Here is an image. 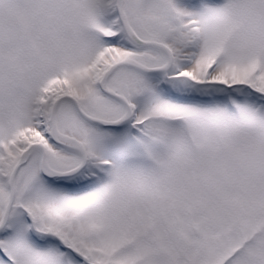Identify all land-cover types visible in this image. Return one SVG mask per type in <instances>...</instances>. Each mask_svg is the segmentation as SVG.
Masks as SVG:
<instances>
[{"label":"snow or ice","instance_id":"obj_1","mask_svg":"<svg viewBox=\"0 0 264 264\" xmlns=\"http://www.w3.org/2000/svg\"><path fill=\"white\" fill-rule=\"evenodd\" d=\"M0 264H264V0H0Z\"/></svg>","mask_w":264,"mask_h":264}]
</instances>
